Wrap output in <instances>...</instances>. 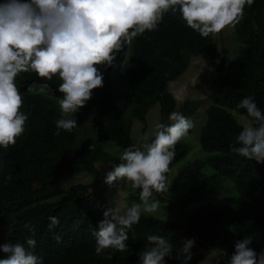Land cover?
I'll return each mask as SVG.
<instances>
[{
	"label": "trees",
	"instance_id": "trees-1",
	"mask_svg": "<svg viewBox=\"0 0 264 264\" xmlns=\"http://www.w3.org/2000/svg\"><path fill=\"white\" fill-rule=\"evenodd\" d=\"M235 33L242 44L233 62L214 64L219 75L212 102L205 109L203 99L186 100L180 106L186 117L205 113L200 142L208 156L180 168L171 188L191 182L209 168L211 174L189 192L179 193L176 203L185 207L207 202L231 180L238 190L234 207L207 202L194 208L183 222L145 213L129 233L128 251L110 248L100 255L95 252L93 230L109 207L106 193L110 186L105 174L120 162L104 150V144L114 142L123 149L139 145L142 140L138 136L151 130L149 122L156 112L159 122L170 123L169 113L177 106L170 83L188 70L193 56H212L218 46L211 34L202 37L189 28L179 11H169L159 30L136 37L118 53L113 67L97 66L103 71L104 86L93 89L86 106L73 114L79 126L71 133L54 135V122L61 116L55 97L62 82L58 77L46 83L52 86L51 94L37 91L27 95L21 110L29 117L25 131L14 146L0 154V243L7 232L11 242L23 243L32 237L44 264H138L137 253L147 235L167 237L179 228L194 233L202 245L229 255L234 242L245 235L253 238L252 247L258 253L264 249V163L247 160L229 148L240 131V122L231 110L246 115V110L236 108L246 96H253L264 110V4L259 9H244ZM157 104L159 111L150 114ZM193 132L194 128L189 134ZM191 138L188 135L175 145L171 171L189 153ZM91 144L95 148L89 151ZM81 170L91 173L93 180L74 184L65 192L61 179ZM154 194L159 199L164 195ZM54 197L57 200L50 202ZM129 201H139L138 191L130 193ZM50 217L58 218V225L50 228ZM25 224L34 228V235ZM203 258L193 254L189 264ZM167 264L180 262L173 259Z\"/></svg>",
	"mask_w": 264,
	"mask_h": 264
},
{
	"label": "clouds",
	"instance_id": "clouds-1",
	"mask_svg": "<svg viewBox=\"0 0 264 264\" xmlns=\"http://www.w3.org/2000/svg\"><path fill=\"white\" fill-rule=\"evenodd\" d=\"M263 4L264 0H0V154L14 146L25 131L29 117L21 110L27 95L37 91L51 94L52 86L46 83L54 77L62 81L55 95L61 116L54 122V135L76 129L79 124L73 114L86 106L93 89L104 86L101 67H113L118 53L136 37L158 31L169 11H179L187 26L202 37L211 34L218 41L212 56H193L188 70L169 85L177 103L176 111L169 113L170 123H156L143 134L139 145L124 148L120 162L111 165L105 174V183L116 184L118 194L121 185L138 191L139 202L121 203L117 195L93 230L95 252L100 255L110 248L128 251L129 233L142 215H154L161 207V201L153 199L154 193L163 194L172 187L168 174L176 156L175 145L204 122L203 112L202 118L182 114L180 106L195 98L180 102L184 98L180 89L187 87L189 75H198L204 82L199 79L197 87L213 85L216 90L219 72L214 64L231 63L237 58L242 43L235 27L243 19L244 9H259ZM228 26L234 34L233 43L225 34ZM185 77L186 84L177 83ZM236 108L246 110V116L230 150L247 160L264 163V110L253 96L244 97ZM94 148L91 144L89 151ZM49 219L50 228L58 225V218ZM24 227L34 235L30 224ZM2 241L0 264H44L35 252L34 238L21 243L8 241L6 236ZM252 243L253 238L245 235L234 242L230 255L221 249L219 258H225L224 264H264V249L258 253ZM195 244V238H184L181 246L175 247L164 236L147 235L137 253L138 264H167L173 259L189 264Z\"/></svg>",
	"mask_w": 264,
	"mask_h": 264
},
{
	"label": "rangeland",
	"instance_id": "rangeland-1",
	"mask_svg": "<svg viewBox=\"0 0 264 264\" xmlns=\"http://www.w3.org/2000/svg\"><path fill=\"white\" fill-rule=\"evenodd\" d=\"M225 34L227 38L230 40V42L233 43L234 40L232 36H234V34L231 26H228L225 29ZM188 77L189 80L187 83L188 84L187 87L180 89V92L184 94V98L181 99L180 102H182L187 97L195 98V100L203 99L204 103L202 105V108L205 109L212 102L213 96L215 94V89L213 85L210 87H206L205 85L197 87L196 85L199 79L203 84L204 78H201V76L198 75H189ZM186 81H187V77L179 79L177 83H181L182 85H184L186 84ZM159 109H160V105L159 104L155 105L154 108L151 110L150 114L154 111H159ZM231 111L240 123L246 116L235 110H231ZM152 116L153 119L151 120V123L149 122V129H152L154 125L159 122V118L156 117L157 112L153 113ZM194 117L202 118V111L199 114L197 113ZM205 122H206V116L204 113V122L202 126L205 124ZM201 128L198 129L196 127L194 128V132H193L194 135L189 134V136H192V138L188 140V145L190 146L189 153L184 159H182L174 166V168L169 174V178L173 182L172 185L174 184V178L176 176V173L180 168L184 167L185 165L189 164L190 162L196 159H202L208 156V153L204 151L201 146V142H200ZM138 138L139 140H142L141 135H139ZM104 150L107 151L112 156L120 157L123 148L118 146L114 142H107L104 144ZM210 174H211V169L207 168L200 176L196 177L191 182L185 184H179L177 188H173L172 190L171 187L168 192L164 193L162 199L156 198V195L154 194L153 199H159L161 201V207L159 211L154 215L168 219L170 221L183 222L190 215V213L194 208L199 207L202 204H207V202L208 203L215 202L217 204H227L231 207H234L236 196L238 195V190L235 184L231 180H227L224 183V185H222V187L216 191L212 199L208 200L207 202H194L186 205L185 207H182L181 205L176 203L175 199L177 198V195L179 193L183 194L189 192L190 190L193 189V187L200 185L202 180L208 177ZM93 178L94 177L91 173L81 170L74 174H69L64 176L62 182L65 190L69 191L74 184L91 182ZM131 192L132 191L130 189H127L123 185H121V190L118 194V187L116 184H113L112 186L109 187L106 193L108 197L109 206H112V202L117 197V195L121 203H127L130 205L132 203L131 201H129V196ZM6 236H8V232L7 235L2 236L3 239L6 238ZM166 238H168L175 247H180L182 244V240L184 238H195L196 244L193 247L192 252L193 254H202L204 257L197 264H219L220 261L223 259V257L219 258L221 249L206 247L202 245L201 241L194 233L189 232L184 228L176 229L175 231L171 232Z\"/></svg>",
	"mask_w": 264,
	"mask_h": 264
}]
</instances>
